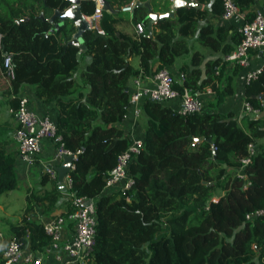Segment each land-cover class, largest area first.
<instances>
[{"label": "trees", "instance_id": "obj_1", "mask_svg": "<svg viewBox=\"0 0 264 264\" xmlns=\"http://www.w3.org/2000/svg\"><path fill=\"white\" fill-rule=\"evenodd\" d=\"M129 1L113 0L116 10H103L104 33L86 30L85 49L77 58L78 47L69 42L74 25L65 21L52 29L44 18L65 5L64 0H0V65L2 54L10 53L14 69L9 78L11 110L15 113L18 107L20 87L33 84L38 98L55 103L57 133L75 153L69 187L62 191L57 179L43 170L41 180L48 188L27 196L40 202L47 215L60 206L61 214L72 211L65 192L95 198V245L89 264H264V214L246 217L264 206V140L259 141L264 119L246 114L238 121L232 112L216 109L233 92L232 76L223 75L222 67L225 54L241 38L239 29L200 24L205 9L180 6L174 15L154 22L149 36L147 7L137 5L131 21L141 22L144 30L136 35L116 26L121 5ZM200 1L221 16L222 0ZM234 1L246 20L253 18L255 0ZM170 6L171 0L152 2L158 12ZM93 9L94 1L83 2L85 14ZM191 34L222 55L204 60L202 51L191 49L186 37ZM85 55L89 60L79 70ZM184 55L189 61L179 66L184 76L174 86L192 93L210 87L212 99L201 111L182 114L167 100L144 98V144L128 170L133 183L124 192L104 193L110 169L131 141L122 127L130 112L131 80L153 75ZM135 56L137 66L131 62ZM245 100L254 109L263 108L264 68L247 83ZM8 143L0 132V195L18 184ZM249 143L257 151L243 166L245 176L233 175L229 168L241 165ZM31 208L9 222L8 230L22 247L28 243L32 251H44L50 236L39 217L29 218Z\"/></svg>", "mask_w": 264, "mask_h": 264}, {"label": "built area", "instance_id": "obj_2", "mask_svg": "<svg viewBox=\"0 0 264 264\" xmlns=\"http://www.w3.org/2000/svg\"><path fill=\"white\" fill-rule=\"evenodd\" d=\"M94 1L92 13L86 14L90 27L99 34L104 30L100 25L103 14V7L98 0ZM135 0H130L121 5V10L132 11ZM223 11L221 17L229 19L238 16L242 19L239 25L241 38L235 48L225 54L224 59L236 64L244 65L248 60V51L251 49L260 50L264 53V13L256 11L252 19L246 20L244 14L239 10L234 0H222ZM144 30L141 22L135 24V34L139 35ZM1 46V44H0ZM2 67L8 78L14 76V69L11 61V54H2ZM264 68L254 69L247 73L246 81L255 78ZM183 72H171L168 68H160L153 75L151 85L143 83L141 77L133 79V89L130 95V112L134 117H139L142 113L141 102L144 98L151 100L165 101L174 98L179 99V104L175 108L179 113L201 111L203 101L199 93L184 87L179 91L174 83L183 79ZM210 91V90H209ZM248 107L254 111L249 103ZM17 125L13 132V139L17 144L19 157L25 162H32L40 149L42 139H49L56 145V157L62 158L65 153H73L64 147L61 136L57 133L56 122L47 114H37L30 105L29 97L19 96V104L15 111ZM131 141L127 148L121 152L115 165L110 169L105 179L103 187L104 193L116 190L125 191L133 183V178L128 174L129 163L143 147V138L130 135ZM195 142H192L194 145ZM257 151L256 145L249 143L247 155L241 158V165L251 161L253 154ZM75 155V153H73ZM72 168V165H71ZM44 170L53 179H57V172L52 164H45ZM72 178L69 172L66 175V188L71 185ZM70 196L72 211L67 214L57 213L54 216L42 220L44 231L49 234L50 242L44 251H24L23 247L14 239L5 243H0V262L1 264H48L45 257L50 254L55 264H89L92 259L93 248L95 245L96 231V200L88 195H76L71 191L66 192ZM264 214V206L246 214L247 218ZM65 226L71 229L67 235H62L61 230ZM1 234V232H0Z\"/></svg>", "mask_w": 264, "mask_h": 264}, {"label": "crops", "instance_id": "obj_3", "mask_svg": "<svg viewBox=\"0 0 264 264\" xmlns=\"http://www.w3.org/2000/svg\"><path fill=\"white\" fill-rule=\"evenodd\" d=\"M197 1L201 5L195 8L206 10L204 17L199 20L200 24L204 22H212L214 25L223 24L225 26L230 27L229 29L230 31L232 30V28L233 29L239 28V25L242 22V19L240 17L233 16L229 19H224L220 15L219 16L213 15L209 10L208 3L202 2L200 0ZM112 4L114 10H116L113 1ZM150 4L152 6V0H150ZM183 7H188V6H183ZM190 7H194V6H190ZM252 9L264 13V0H255L254 4L252 5ZM124 12H129L127 19L125 18L121 19L116 17L118 19L116 22V26L124 31L132 33L135 30V24L132 23L131 21V11H124ZM186 37L188 39L191 49H198L203 52L204 60L222 55L220 51H212L208 47L202 46L199 42L195 40V34H191ZM82 51L80 52V55L82 54ZM88 60H89V56L85 55L82 60L83 62H81L83 67L85 66ZM188 61H189V55H184L182 57L177 58L176 62L169 65L167 68L173 73H178L180 71L179 66L183 62H188ZM131 62L134 66H137L138 57L137 56L132 57ZM263 64H264V53L256 49H251L248 51V60L247 63L244 65L236 64L231 61H225L222 67V73L223 75L232 76L233 92L229 95H226L224 99L221 101V103H219V105L216 107V109L222 113L232 112L233 117L238 121H240L241 118L246 114L256 117V115L263 108L261 110L254 111L248 107L247 102L245 100V88L248 83L246 81V75L248 72L262 67ZM142 80L143 83L148 85H151L153 83L152 75ZM224 82H225V78L223 77L220 84L223 85ZM132 83L133 80H131L130 84L132 85ZM20 95H26L29 97L30 105L37 114L40 115L47 114L53 120L56 119L57 109L55 103L53 101L45 102L40 98H38L35 95V86L33 84H23L18 92V96ZM213 95H214V91L210 87H207L205 90L200 91L199 93V97L200 99H202L203 105L204 104L206 105L207 102L212 99ZM10 96L11 94L9 93V78L5 74V72L3 71L0 65V132L3 136H6L9 139V143L7 145V151L11 152L15 156V171H16L18 183H22L23 187L27 189L26 195L28 194V192H33L30 189L32 185L37 187L36 192H41L43 189L48 188L49 186V183H43L41 180V173L44 170V165L59 164L61 158L56 157V145L51 140L45 138L42 139L40 142V149L37 152L34 161L28 163L20 159L17 144L13 139V132L17 125V122H16L15 113L12 112L10 104L8 102ZM166 104L172 106L175 109L179 104V99L174 98L167 100ZM263 107H264V103H263ZM262 116H264V114ZM143 122L144 121H142V116L134 117L129 112L128 116L123 121L122 127L124 128L126 134L142 137V135L144 134ZM263 140L264 137H261L259 139V141H263ZM229 169L231 170L233 175L245 176V172L242 166H236ZM30 204H32L31 205L32 208L28 211V216L30 219H34V220L38 219L39 217V219L42 221L45 218H49L53 216L54 213L57 214L60 211H62V208L60 206L57 207L55 211H53L52 215H47L42 212V205L40 202L35 201ZM27 206L29 205H26V207ZM8 209L9 208L6 201L0 200V210L7 211ZM9 221L10 220L7 217V215L0 214V223L6 224L8 226ZM70 229H71L70 226L63 227L61 230V234L67 235ZM0 232H1L0 243H5L11 239L12 236L10 235L9 230L7 231V233H5L4 229L0 227ZM23 249L24 251H29L30 250L29 244L27 243L23 247ZM45 257L47 259L48 264H55V261L50 254H46Z\"/></svg>", "mask_w": 264, "mask_h": 264}, {"label": "water", "instance_id": "obj_4", "mask_svg": "<svg viewBox=\"0 0 264 264\" xmlns=\"http://www.w3.org/2000/svg\"><path fill=\"white\" fill-rule=\"evenodd\" d=\"M66 2L65 5L61 7H55L52 13L44 17L49 20L53 26L52 29H57L60 25H63L65 21H70L74 25V32L69 39V42L76 45L78 50L76 52L77 58L80 56V52L85 49V43L83 41V33L91 29L90 23L86 18V14L82 10L83 2L90 1V0H64ZM99 3L102 5L103 10L113 12L115 11L113 8L112 1L113 0H98ZM171 6L169 10L157 12L152 9L150 4V0H135L134 6L137 5H144L147 7V35L151 36L153 33V24L159 18H163L166 16H172L175 14V9L179 6H194L199 7L201 4L197 0H171ZM40 16H44L40 13ZM95 35H99L96 30H93ZM260 96H262L260 94ZM264 114V107L263 109L256 115V117H260ZM228 119V118H227ZM203 137H199L202 139ZM211 141V138H208ZM215 152H213V157H215ZM75 159V155L73 153H65L62 155L61 161L59 164H54V168L57 172V184L59 188L64 191L66 189L65 181L66 175L71 170L72 162ZM225 166V163H223Z\"/></svg>", "mask_w": 264, "mask_h": 264}, {"label": "rangeland", "instance_id": "obj_5", "mask_svg": "<svg viewBox=\"0 0 264 264\" xmlns=\"http://www.w3.org/2000/svg\"><path fill=\"white\" fill-rule=\"evenodd\" d=\"M161 1L162 0H152V2L153 3L155 2V4H158ZM119 12H120L119 15H117L118 18L127 19L129 12H124L121 9H119ZM82 68H83V65H82V63H80L79 70H81ZM141 116H142V121H144V115L141 114L139 117H141ZM262 118L264 119V116H262ZM30 189L33 192L35 191V193H36L37 187L32 185L30 187ZM26 192H27V189H25L23 187V184L18 183L17 187H15L11 190H8L7 192H4L0 195V200L6 201L8 208H9L7 211L0 210V214L1 215H4V214L7 215V217L10 220L9 222H15V221L20 220L23 213H24L26 205H32L30 203L35 202L31 196L26 195ZM65 194L66 193H64V196H67ZM0 227L2 229H4L5 233H7L8 226L6 224L0 223ZM0 264H1V262H0Z\"/></svg>", "mask_w": 264, "mask_h": 264}]
</instances>
